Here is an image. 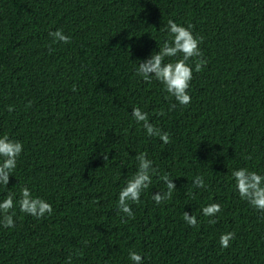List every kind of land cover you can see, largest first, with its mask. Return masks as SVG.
<instances>
[{"label": "trees", "instance_id": "obj_1", "mask_svg": "<svg viewBox=\"0 0 264 264\" xmlns=\"http://www.w3.org/2000/svg\"><path fill=\"white\" fill-rule=\"evenodd\" d=\"M169 19L203 37L207 63L196 72L189 61L188 105L135 70L168 38ZM56 29L70 43H53ZM132 107L170 143L149 137ZM4 134L23 151L0 186V201L15 193L16 225H0V264H132L129 250L143 264H264V213L239 197L231 176L238 168L264 175V0H0ZM139 152L158 174L122 223L118 194ZM164 174L176 188L157 205ZM197 175L205 188L194 187ZM25 186L51 215L19 211ZM210 203L222 209L214 217L202 214ZM226 232L235 238L221 248Z\"/></svg>", "mask_w": 264, "mask_h": 264}, {"label": "clouds", "instance_id": "obj_2", "mask_svg": "<svg viewBox=\"0 0 264 264\" xmlns=\"http://www.w3.org/2000/svg\"><path fill=\"white\" fill-rule=\"evenodd\" d=\"M192 25L187 27L177 24L172 19L167 21L166 31L168 38L164 39L158 51L153 52L149 58L138 61L136 73L142 77L145 82H151L153 79L161 82L165 92L169 97L174 98L180 105H188L191 102V96L188 93L190 81L193 78V68L189 61L194 63L195 71L201 72L207 61L203 58V53L200 50V44L203 41L202 36H194L191 29ZM53 43H70V37L65 35L61 29L49 31ZM49 51L52 49L49 47ZM169 59L165 62L166 58ZM77 91L76 86L72 89ZM167 98V97H166ZM31 106V101L26 107ZM175 104L171 105L174 108ZM9 112L13 111V106L7 107ZM171 110V109H170ZM157 115H165L163 110H160ZM131 116L136 122L142 123L146 134L149 137H159L164 143H170L169 133L161 130L159 127L149 122L147 112L141 110L140 107H132ZM23 151V144L11 139L8 134L0 136V186L7 188L9 176L17 167V158ZM104 159H108V155H104ZM137 161V170L129 178L125 186H123L118 194L117 209L124 215L121 216V222L127 223L135 218V214L130 207L131 203H140L141 193L148 189L152 183V177L158 174V170L153 166L152 160L147 158V153L139 152L135 156ZM232 178L235 181V187L239 197L252 206L255 210L264 213V175L258 174L256 171H251L248 168H238L232 171ZM166 185V191H157L153 193V201L159 205L165 201L171 200L173 191L176 186L173 179H169L167 174L159 177ZM193 185L197 188H205L206 184L202 176L197 175L193 179ZM192 195V192H189ZM15 193L8 192L6 197L0 201V225L3 227L15 228L13 213L10 210L14 208ZM19 211L36 218H43L45 214L51 215L53 212L52 205L45 199L34 196L28 187L20 189V198L18 200ZM221 206L218 203H210L202 208V214L207 217H214L220 212ZM125 216L127 219H125ZM185 222L195 227L197 219L194 215L188 212L183 213ZM210 224H215V219H209ZM235 238L234 232H226L219 236V244L221 248H227L231 240ZM128 257L132 264H143L142 256L135 250H129ZM71 264V257H69Z\"/></svg>", "mask_w": 264, "mask_h": 264}]
</instances>
